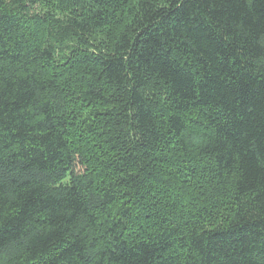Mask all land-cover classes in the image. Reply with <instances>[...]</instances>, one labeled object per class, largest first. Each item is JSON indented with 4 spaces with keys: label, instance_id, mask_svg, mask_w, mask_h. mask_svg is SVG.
I'll use <instances>...</instances> for the list:
<instances>
[{
    "label": "trees",
    "instance_id": "1",
    "mask_svg": "<svg viewBox=\"0 0 264 264\" xmlns=\"http://www.w3.org/2000/svg\"><path fill=\"white\" fill-rule=\"evenodd\" d=\"M264 0H0V264H264Z\"/></svg>",
    "mask_w": 264,
    "mask_h": 264
},
{
    "label": "snow or ice",
    "instance_id": "2",
    "mask_svg": "<svg viewBox=\"0 0 264 264\" xmlns=\"http://www.w3.org/2000/svg\"><path fill=\"white\" fill-rule=\"evenodd\" d=\"M247 3L251 5L253 3V0H247ZM261 47H264V44H262ZM262 63H264V61H262Z\"/></svg>",
    "mask_w": 264,
    "mask_h": 264
}]
</instances>
